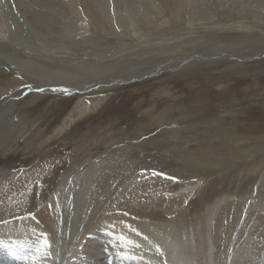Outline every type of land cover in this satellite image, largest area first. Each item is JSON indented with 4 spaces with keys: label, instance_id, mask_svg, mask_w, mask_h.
<instances>
[{
    "label": "bare ground",
    "instance_id": "1",
    "mask_svg": "<svg viewBox=\"0 0 264 264\" xmlns=\"http://www.w3.org/2000/svg\"><path fill=\"white\" fill-rule=\"evenodd\" d=\"M88 1L0 0V244L18 264H264L263 0Z\"/></svg>",
    "mask_w": 264,
    "mask_h": 264
},
{
    "label": "rangeland",
    "instance_id": "2",
    "mask_svg": "<svg viewBox=\"0 0 264 264\" xmlns=\"http://www.w3.org/2000/svg\"><path fill=\"white\" fill-rule=\"evenodd\" d=\"M88 1V0H87ZM86 1V3L83 1V0H74V2H75V6H76V8L78 9V13H80L81 15H82V17L83 18H85L86 17V13L89 11H91L90 10V8H91V6H89L90 5V2L88 1L87 2ZM263 3H264V0H263ZM237 14V13H236ZM167 17H168V14H167ZM166 20H168V18H166ZM237 20H241L242 21V19H237ZM164 21H165V19H164ZM244 21H246V19H244ZM223 84V83H222ZM221 84V85H222ZM229 84L227 83V84H224V86H222V88H224L225 86H228ZM26 86V85H25ZM166 89V88H165ZM165 89H159V90H157V94H163V92L165 91ZM133 94H135L136 92L135 91H133L132 92ZM16 100V99H15ZM105 103V102H104ZM103 103V104H104ZM72 119H73V121L75 120L74 119V117H72V116H70ZM76 122V121H75ZM69 124H70V121H69ZM72 124V123H71ZM67 126H68V124H66ZM70 126V125H69ZM68 126V127H69ZM56 130H57V128H55ZM68 130V129H67ZM66 130V131H67ZM95 135V134H94ZM46 138V139H45ZM45 138H43L42 139V141L43 142H45L46 140H48V137H45ZM56 138H58V136H56L55 137V139ZM94 138V139H93ZM93 138H91V139H87V141H84L83 140V142L82 141H80L79 143H78V149H82V150H85V149H87L88 148V146H90V143H92V142H94V141H98V140H100L102 137H101V135L99 134V135H95ZM98 139V140H97ZM92 140V141H91ZM94 140V141H93ZM82 142V143H81ZM81 143V144H80ZM80 144V145H79ZM85 144V145H84ZM84 145V146H83ZM77 146H76V149H77ZM80 146V147H79ZM87 147V148H86ZM72 149H73V147H68V148H66V147H62L61 149H60V151H58V152H56V153H49V151H47L46 153L44 152L43 153V155L40 157V160H38L39 162H35L34 163V168L33 167H31L30 169H26V170H23V171H25L24 172V174H23V176L26 178V179H28V178H30L31 177V173L32 172H40V174H39V179H43V178H45V176H47L49 173H50V171H53L55 168H56V166L58 167L60 164H62L63 162H65L68 158H69V156H70V154H71V151H72ZM35 151H37L36 150V148H34L33 149V151L32 152H35ZM45 155V156H44ZM49 155V156H48ZM67 158V159H66ZM42 161V162H41ZM37 163V164H36ZM47 164V165H46ZM55 167V168H54ZM151 173H154V171L153 170H149ZM149 172V173H150ZM149 173H147V174H149ZM150 173V174H151ZM15 174H14V172L13 171H11L10 172V175H9V179H14L15 178V176H14ZM157 175H161V174H157ZM163 176V175H162ZM164 178H166V180L167 181H171L172 182V184H178L179 183V180H177V179H175V178H171V177H166V176H163ZM0 179H2L1 177H0ZM38 179V178H37ZM34 181H32L31 182V185L29 186L30 187V189L31 190H33L34 189V187L36 186V183H38L37 181H35V179H33ZM186 187V186H185ZM43 188H47V187H43ZM159 189H163V190H158L159 192L160 191H162V192H164V190H165V188L163 187V186H160V188ZM154 191V194L156 193V191L155 190H153ZM150 192V193H149ZM148 193L149 194H152L151 193V190L150 191H148ZM147 193V194H148ZM20 198L22 197V193L20 192ZM157 194V193H156ZM158 195V194H157ZM263 197H264V195H263ZM18 198H16V199H14L13 201H16ZM14 204V203H13ZM187 203H184L183 204V207H185V205H186ZM248 205V204H247ZM6 207H9V205H7ZM165 207H168V205H166ZM259 212L261 213V211L259 210ZM177 212H174V210L173 209H171V214L172 215H174V214H176ZM246 237V236H245ZM1 245V244H0ZM3 245H5V244H3ZM3 245H1L0 247V258L1 259H3L6 263H8V264H18V263H21V260L20 259H22L23 260V258H21L22 257V255H23V252H22V249L20 248V247H17V248H15V250H14V248H12L11 249V246H9V245H5L4 247H3ZM18 248L19 249H21V250H19L18 251ZM14 251H17V252H14ZM10 252V253H9ZM20 252V253H19ZM38 253V252H37ZM128 252H125L124 254L123 253H121L120 251L118 252V251H113V250H107L106 252H105V254H104V252H103V254L105 255V256H103L104 257V259H103V263L104 264H121L122 262V264H134V262H135V260L138 258L135 254H127ZM13 255H16V257H14ZM25 255V254H24ZM31 256H34V255H31ZM7 257V258H6ZM19 258V259H18ZM31 258V257H30ZM12 259H13V261H12ZM129 259V260H128ZM3 260H0V261H3ZM126 260V261H125Z\"/></svg>",
    "mask_w": 264,
    "mask_h": 264
}]
</instances>
